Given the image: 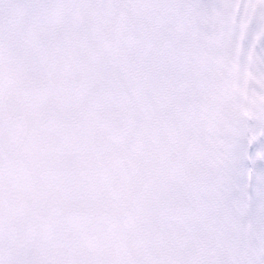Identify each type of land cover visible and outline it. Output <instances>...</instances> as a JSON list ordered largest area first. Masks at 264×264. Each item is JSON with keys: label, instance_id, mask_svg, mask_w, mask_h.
<instances>
[{"label": "snow or ice", "instance_id": "6c2138e0", "mask_svg": "<svg viewBox=\"0 0 264 264\" xmlns=\"http://www.w3.org/2000/svg\"><path fill=\"white\" fill-rule=\"evenodd\" d=\"M0 264H264V0H0Z\"/></svg>", "mask_w": 264, "mask_h": 264}]
</instances>
